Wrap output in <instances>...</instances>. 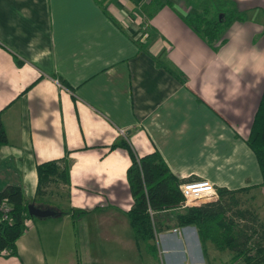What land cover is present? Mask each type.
Returning <instances> with one entry per match:
<instances>
[{"label": "crops", "instance_id": "crops-1", "mask_svg": "<svg viewBox=\"0 0 264 264\" xmlns=\"http://www.w3.org/2000/svg\"><path fill=\"white\" fill-rule=\"evenodd\" d=\"M147 4L0 0V191L18 187L43 210L86 212L74 226L55 211L28 219L0 264H140L126 217L130 159L109 148L120 139L136 157L159 153L180 181L250 188L238 195L258 202L264 222V186L245 144L264 89V0H230L241 17L215 51L187 23L190 7L147 14ZM63 159L69 187L35 198V166ZM179 210L155 214L174 222ZM192 228L161 236L167 264L192 253Z\"/></svg>", "mask_w": 264, "mask_h": 264}, {"label": "trees", "instance_id": "trees-1", "mask_svg": "<svg viewBox=\"0 0 264 264\" xmlns=\"http://www.w3.org/2000/svg\"><path fill=\"white\" fill-rule=\"evenodd\" d=\"M141 1L137 0V3ZM169 3L168 0H149L151 7L147 6V8L157 11L165 5H170ZM239 19L238 14L231 11L227 16L221 14L218 20L204 19L199 14H195L187 23L196 30L201 40L215 51L223 43L220 37L221 28ZM6 143L5 130L0 118V147ZM245 144L253 154L259 170L260 182L256 187H262L264 186V89ZM109 148H120L129 156L130 165L126 169L125 180L132 203L126 217L135 243L147 247L153 241L157 227L153 221H150L147 208L154 213L180 208L182 197L178 186L185 181L178 180L170 173L156 151L136 157L122 139ZM35 176L34 196L38 199L48 195L50 191L58 190L60 186L69 187V162L63 159L37 164ZM249 189L231 191L217 189L215 202L184 208V212L175 217V229L187 226L195 228L202 255L206 258L205 264H264V222L260 221L256 214H249L237 208L241 196L238 194L248 193ZM2 202L7 203L9 212L8 219L1 220L0 217V253L6 252L7 255L4 257L7 258L15 254V242L26 227L25 222L33 219L27 215L26 207L28 205L40 207L34 203L24 202L20 189L14 186H7L0 191V204ZM53 210L57 215L69 214L73 226L86 214L85 211L80 210L61 211L58 207H54ZM157 229L159 230V227ZM206 243L219 253H228L227 263L211 261L205 249Z\"/></svg>", "mask_w": 264, "mask_h": 264}, {"label": "rangeland", "instance_id": "rangeland-1", "mask_svg": "<svg viewBox=\"0 0 264 264\" xmlns=\"http://www.w3.org/2000/svg\"><path fill=\"white\" fill-rule=\"evenodd\" d=\"M168 1L170 2L169 3L170 5H165V6L173 7V5H175L176 2L177 3L180 2V4L184 5L185 7H190L192 10H194V13L190 15L188 19L193 18L195 14H199L204 19L218 20L221 14H225L227 16L229 12L231 11L233 12V6H231L230 0H168ZM147 6L151 7V5L149 4V0ZM149 7H148V11H146L147 14L149 13V11H152L151 13L155 11L154 9L150 10ZM239 16L241 17V15ZM192 24L195 25V23ZM228 27H229L228 25L222 27L221 34H223ZM134 37H136V35ZM248 198L249 196L247 195L245 196L241 195L239 197V203H238L239 205L237 208L241 210H245L246 212H249V214L254 213L259 218L262 217L257 211L258 202L255 203L249 202ZM179 209H180L179 210L180 213L184 212V208H179ZM152 221L153 223H155L154 224L155 226L157 225V227H159V230L157 229V227L155 228L156 233L154 234V239L148 244L147 247H145L143 244H138V246H140L139 253L141 254L140 264H167V257L170 255H165L162 252V245L160 238L162 235L166 233H168V235L171 234L169 231L168 232L165 231L166 229H161V227H164L163 225H165L166 228L174 230L175 229L174 222L173 220L172 221L169 220V218L167 220L162 219L161 221H159V216H157L156 214L153 215ZM192 229H194L193 231L195 235L196 230L195 228ZM195 241H197L195 242L196 246L192 249V253L194 255L192 253L191 254L185 253V255H183L182 253L179 254V256L182 258L181 259L182 264H199L197 263L199 260H203V259L206 260V258L202 256L201 246L199 245L197 238L195 239ZM181 245L183 246V242ZM143 252L146 255H144ZM123 256L126 257V254H123ZM142 257H145L147 262H145ZM208 257L210 258L211 261H215L216 263H227L229 259L228 253L226 252L219 253L212 249H209ZM173 264H180V263H173Z\"/></svg>", "mask_w": 264, "mask_h": 264}, {"label": "built area", "instance_id": "built-area-1", "mask_svg": "<svg viewBox=\"0 0 264 264\" xmlns=\"http://www.w3.org/2000/svg\"><path fill=\"white\" fill-rule=\"evenodd\" d=\"M119 133L120 135H123V131H119ZM178 190L182 197L180 208L198 207L200 205L207 204L213 201L214 195H216L213 186L204 180L182 182L178 186ZM0 212L1 220L8 219L9 207L6 202H2L0 204ZM147 214L150 221H152L155 213L147 208ZM170 233L173 235L180 234L178 229L170 230ZM0 255L1 257H4L7 253L2 251Z\"/></svg>", "mask_w": 264, "mask_h": 264}, {"label": "water", "instance_id": "water-1", "mask_svg": "<svg viewBox=\"0 0 264 264\" xmlns=\"http://www.w3.org/2000/svg\"><path fill=\"white\" fill-rule=\"evenodd\" d=\"M27 215L33 219H44V218H50L55 216L54 211L51 210H43L40 208H36L33 205H28L26 207Z\"/></svg>", "mask_w": 264, "mask_h": 264}, {"label": "bare ground", "instance_id": "bare-ground-1", "mask_svg": "<svg viewBox=\"0 0 264 264\" xmlns=\"http://www.w3.org/2000/svg\"><path fill=\"white\" fill-rule=\"evenodd\" d=\"M179 230V229H178ZM179 232H180V230H179ZM180 235V234H179Z\"/></svg>", "mask_w": 264, "mask_h": 264}]
</instances>
